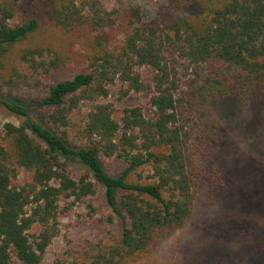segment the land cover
I'll return each instance as SVG.
<instances>
[{
    "label": "trees",
    "instance_id": "obj_1",
    "mask_svg": "<svg viewBox=\"0 0 264 264\" xmlns=\"http://www.w3.org/2000/svg\"><path fill=\"white\" fill-rule=\"evenodd\" d=\"M145 13L131 1L108 10L101 0H0V71L16 61L44 74L86 65L41 99L0 94L1 107L22 119L4 123L0 137V264H41L59 234L60 202L94 195L95 183L110 219L121 221L120 240L95 264L147 254L192 219L200 197L217 213L187 264H264V0H165ZM76 40L87 47L75 50ZM178 60L193 78L177 95L169 64ZM142 67L153 72L150 83ZM205 69L214 77L204 80ZM224 77L230 84L220 88ZM117 83L120 98L150 92L153 117L129 107L115 119L113 105L98 100ZM219 98L232 109L213 126L206 104ZM84 101L93 105L79 131L86 141L76 146L61 129ZM200 110L204 121L189 127ZM100 155L121 160L118 176ZM69 162L83 167L78 180ZM16 168L31 181L14 184Z\"/></svg>",
    "mask_w": 264,
    "mask_h": 264
},
{
    "label": "rangeland",
    "instance_id": "obj_2",
    "mask_svg": "<svg viewBox=\"0 0 264 264\" xmlns=\"http://www.w3.org/2000/svg\"><path fill=\"white\" fill-rule=\"evenodd\" d=\"M13 1V0H12ZM20 1V0H19ZM133 2L139 4L145 10V14L153 15L160 11L165 0H101L102 4L108 10H116L122 7V2ZM145 19V18H144ZM107 40L114 43L115 36L113 32H107ZM105 38V36H104ZM117 40L119 37H116ZM87 43V42H86ZM85 43V44H86ZM83 42L76 40L75 50L83 51L87 46ZM169 61H172L170 54H167ZM171 72L175 74L178 89L180 92L186 91L188 80L193 78L188 65L183 60H178L173 65L170 63ZM83 64H70L58 70H52L50 73L33 72L27 65L15 62L6 70L0 71V94L18 96L28 100L41 99L46 96L50 85L72 78L76 73L82 71ZM145 83L152 81L153 72L142 67L137 70ZM203 79L214 77L209 70L203 71ZM233 78L232 76H227ZM212 83L215 84L214 80ZM229 79L222 78L218 85L220 88L228 86ZM120 84L109 87L110 93L106 99H100L99 102L110 103L113 105L114 118L119 119L122 111L129 107H139L146 118L153 117V108L150 105V92L143 91L139 93L131 92L125 98H120ZM224 98L210 100L206 104L207 121L210 125L220 123L224 120L222 116L225 110H230L231 104ZM91 102H81L78 108L72 112L70 122L65 131L68 141L72 145H84L85 139L82 138L79 131L83 126L86 115L92 107ZM203 110L198 114H190L193 121L188 123L189 127H196L204 121ZM195 115V118H194ZM243 117L242 115L239 118ZM21 118L10 115L0 105V137L3 136V124L11 122L19 124ZM105 171L111 176H118L123 169L121 160L111 157L99 156ZM69 175L78 180L83 174V167L75 162L68 163ZM143 177L150 173L149 167H143L139 170ZM146 180V179H144ZM14 184L23 185L31 181V174L22 168H16ZM95 194L82 199L81 201L62 200L59 204V234L51 241L46 248L41 264H95L94 257L98 253H103L108 246L114 245L120 240L121 221L114 216L110 219L111 211L105 202L104 189L98 183H95ZM217 213V207L208 204L204 197H200L194 207L192 219L181 229L177 230L172 236L161 240L150 252L134 259H128L122 264H187L192 258L198 257L202 247L206 245L204 232L209 231L211 222ZM38 228L35 226L28 231L31 239L38 234ZM13 264H16L15 262Z\"/></svg>",
    "mask_w": 264,
    "mask_h": 264
}]
</instances>
